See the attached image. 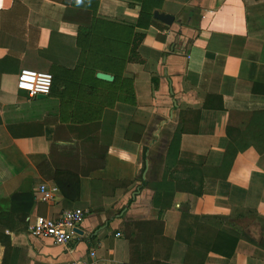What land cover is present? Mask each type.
Wrapping results in <instances>:
<instances>
[{"label":"crops","instance_id":"0c3cea01","mask_svg":"<svg viewBox=\"0 0 264 264\" xmlns=\"http://www.w3.org/2000/svg\"><path fill=\"white\" fill-rule=\"evenodd\" d=\"M21 69L52 75L53 113L22 119L33 98L16 87ZM258 110L264 0H0V264L5 252L15 264H127L129 224L158 215L141 181L160 180L175 129L178 169L218 166L227 124ZM57 168L80 175L84 211L81 234L65 245L32 230L75 208L50 187ZM105 180L131 183L101 195ZM19 192L34 203L8 214ZM160 206L169 263H184L202 217L237 238L231 257L209 253L204 264H264V154L253 147L226 179L205 178L201 196L164 192Z\"/></svg>","mask_w":264,"mask_h":264},{"label":"trees","instance_id":"16d2710c","mask_svg":"<svg viewBox=\"0 0 264 264\" xmlns=\"http://www.w3.org/2000/svg\"><path fill=\"white\" fill-rule=\"evenodd\" d=\"M30 106V108H29ZM28 110L22 114V119H39L44 115L53 113V102L49 98L34 99L23 105ZM141 134V132H140ZM140 134L136 140L139 139ZM128 137V134H126ZM181 130L176 128L167 147L163 173L160 180L149 183L141 181V187L148 186L153 190L151 203L158 210L155 220L133 221L125 238L129 243L130 259L127 264H172L167 261L172 240L163 236V220L161 218L162 193L182 190L196 196L203 192V182L207 177L226 179L237 154L253 147L259 154H264V110L242 113V122L229 123L225 128L227 145L221 163L218 166H185L178 169V155L180 148ZM103 165H99V168ZM50 187L61 192L62 196L73 202L75 208L80 198V175L68 169L57 168L52 175ZM102 184L101 195H111L117 187L128 186L131 181L105 180ZM94 190V189H92ZM93 192V191H92ZM8 214L28 212L33 203L34 196L31 192L13 193L10 197ZM1 217V216H0ZM200 217L195 225L190 245L187 247L183 264H204L209 253L231 257L234 253L237 238L209 224ZM7 223L0 219L1 227L8 228ZM1 238V237H0ZM141 247V250L139 249ZM158 247H166L164 254ZM15 264L8 260L6 252L2 264Z\"/></svg>","mask_w":264,"mask_h":264},{"label":"built area","instance_id":"2783aa9c","mask_svg":"<svg viewBox=\"0 0 264 264\" xmlns=\"http://www.w3.org/2000/svg\"><path fill=\"white\" fill-rule=\"evenodd\" d=\"M52 81V75L48 72L21 69L17 75L16 87L25 92L27 97L35 98L38 94L47 96L51 91ZM39 189L42 193L41 199L48 201L50 196L47 189L44 186H40ZM83 218L84 211L80 208H73L54 218H39L33 224L32 230L37 236L65 245L79 235L76 230L79 229ZM89 254L92 256L94 252L91 251ZM75 264L91 263L80 261Z\"/></svg>","mask_w":264,"mask_h":264},{"label":"water","instance_id":"95a60500","mask_svg":"<svg viewBox=\"0 0 264 264\" xmlns=\"http://www.w3.org/2000/svg\"><path fill=\"white\" fill-rule=\"evenodd\" d=\"M157 16H158L157 18L160 19L161 21H163L165 23H169L170 17H168L167 15H157ZM97 76L99 78H102V79H111L110 76H108L106 74H102V73L97 74ZM45 97H46V95H44V94H38L35 98L36 99H43ZM76 232L78 234H81V231L79 229H77Z\"/></svg>","mask_w":264,"mask_h":264},{"label":"rangeland","instance_id":"374dc122","mask_svg":"<svg viewBox=\"0 0 264 264\" xmlns=\"http://www.w3.org/2000/svg\"><path fill=\"white\" fill-rule=\"evenodd\" d=\"M4 210V211H3ZM7 213V210H6V208L5 209H2V211H0V215H5Z\"/></svg>","mask_w":264,"mask_h":264},{"label":"clouds","instance_id":"9594fccd","mask_svg":"<svg viewBox=\"0 0 264 264\" xmlns=\"http://www.w3.org/2000/svg\"><path fill=\"white\" fill-rule=\"evenodd\" d=\"M77 2L79 3V0H77Z\"/></svg>","mask_w":264,"mask_h":264}]
</instances>
